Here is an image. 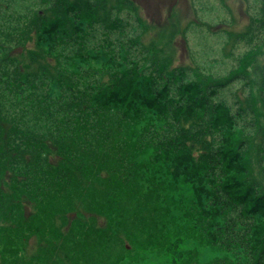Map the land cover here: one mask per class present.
<instances>
[{
	"label": "trees",
	"instance_id": "16d2710c",
	"mask_svg": "<svg viewBox=\"0 0 264 264\" xmlns=\"http://www.w3.org/2000/svg\"><path fill=\"white\" fill-rule=\"evenodd\" d=\"M152 32L128 0H0V264H264V41L220 79Z\"/></svg>",
	"mask_w": 264,
	"mask_h": 264
},
{
	"label": "rangeland",
	"instance_id": "374dc122",
	"mask_svg": "<svg viewBox=\"0 0 264 264\" xmlns=\"http://www.w3.org/2000/svg\"><path fill=\"white\" fill-rule=\"evenodd\" d=\"M137 10L141 17V23L151 24L153 32L146 37H152L153 47L165 55L185 63H191L190 55H193L199 63L210 66L212 73H220L217 78L230 76L232 70L239 71L238 63L232 57H240L248 48L255 47L264 41V32L257 31L256 11L259 9L264 13V5L257 4L256 0H128ZM125 16V12H122ZM261 18H264L261 15ZM260 18V19H261ZM73 20V24L78 23ZM79 26V25H78ZM100 32V31H99ZM238 35L234 40V46L229 47L226 41V33ZM87 33L85 39L87 45H91V28H85ZM231 36V35H230ZM145 37V39H147ZM238 48V51L236 50ZM233 49V50H232ZM247 54V53H246ZM248 57V55H246ZM97 64V66H99ZM238 76L232 80L223 95L228 103H232L231 95L236 93L241 99L248 88L241 92L240 83L236 81ZM61 209L70 212L72 204ZM60 210V205L56 207ZM68 213V220L72 222ZM88 215V214H87ZM70 218V219H69ZM101 224V219H99ZM32 246V244H31ZM151 261L160 262L154 256Z\"/></svg>",
	"mask_w": 264,
	"mask_h": 264
}]
</instances>
